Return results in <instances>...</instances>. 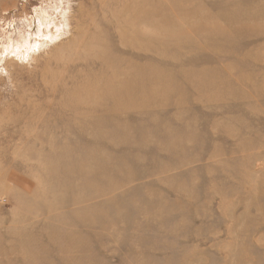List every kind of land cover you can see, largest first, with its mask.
Returning a JSON list of instances; mask_svg holds the SVG:
<instances>
[{"label":"rangeland","instance_id":"obj_1","mask_svg":"<svg viewBox=\"0 0 264 264\" xmlns=\"http://www.w3.org/2000/svg\"><path fill=\"white\" fill-rule=\"evenodd\" d=\"M0 264H264V0H0Z\"/></svg>","mask_w":264,"mask_h":264},{"label":"bare ground","instance_id":"obj_2","mask_svg":"<svg viewBox=\"0 0 264 264\" xmlns=\"http://www.w3.org/2000/svg\"><path fill=\"white\" fill-rule=\"evenodd\" d=\"M45 15H46L45 21H43V17H40L39 18V24H40V26L46 25V26H48L50 28V26H51V24L53 23L54 20L53 19H50V16L48 14H45ZM45 22H46V24H45ZM54 34H55V32H52L51 33V36L54 37Z\"/></svg>","mask_w":264,"mask_h":264}]
</instances>
